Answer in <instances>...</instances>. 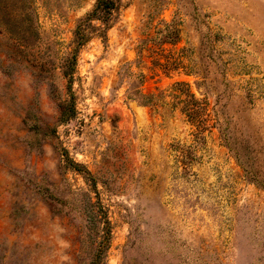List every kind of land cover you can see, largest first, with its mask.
Instances as JSON below:
<instances>
[{
	"label": "rangeland",
	"instance_id": "1",
	"mask_svg": "<svg viewBox=\"0 0 264 264\" xmlns=\"http://www.w3.org/2000/svg\"><path fill=\"white\" fill-rule=\"evenodd\" d=\"M94 3L0 0V264H264V0Z\"/></svg>",
	"mask_w": 264,
	"mask_h": 264
},
{
	"label": "trees",
	"instance_id": "2",
	"mask_svg": "<svg viewBox=\"0 0 264 264\" xmlns=\"http://www.w3.org/2000/svg\"><path fill=\"white\" fill-rule=\"evenodd\" d=\"M121 0H95L94 6L87 15L80 19L75 27L73 32V51H77L83 45H85L90 38L97 34L98 36H103L105 31L111 27L113 15L117 12L120 7ZM98 23V26L93 25V23ZM174 34L178 35L177 31H174ZM172 41H170L171 43ZM163 43H168L163 41ZM65 76H71L69 72L63 73ZM176 86L187 89V85L185 83H176ZM187 95L189 91L186 90ZM188 97L192 98V95H188ZM152 97H146V100L143 101L145 104H150ZM152 104V103H151ZM193 106V103H189V106ZM193 108H188V114L191 115ZM191 117V116H190ZM193 118V117H191ZM194 119V118H193ZM197 122V120H194ZM198 123V122H197ZM196 123V124H197Z\"/></svg>",
	"mask_w": 264,
	"mask_h": 264
}]
</instances>
